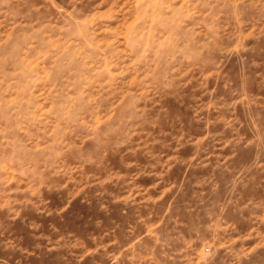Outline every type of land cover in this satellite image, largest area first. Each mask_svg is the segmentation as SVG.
<instances>
[{
	"label": "rangeland",
	"instance_id": "1",
	"mask_svg": "<svg viewBox=\"0 0 264 264\" xmlns=\"http://www.w3.org/2000/svg\"><path fill=\"white\" fill-rule=\"evenodd\" d=\"M0 264H264V0H0Z\"/></svg>",
	"mask_w": 264,
	"mask_h": 264
}]
</instances>
